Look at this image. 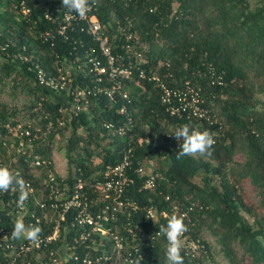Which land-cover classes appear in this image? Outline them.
Masks as SVG:
<instances>
[{
    "label": "trees",
    "instance_id": "16d2710c",
    "mask_svg": "<svg viewBox=\"0 0 264 264\" xmlns=\"http://www.w3.org/2000/svg\"><path fill=\"white\" fill-rule=\"evenodd\" d=\"M28 1L30 17L18 13L13 0H0V47L7 45L6 51L0 49V61H4L0 82L13 73L33 82L30 93L34 98L29 110L37 111L31 117L41 118L40 123L46 125L56 122L63 96L39 86L26 64L6 54L21 52L27 45L26 55L52 65L55 54L38 38L42 31L57 28V23L45 19V13L57 6L65 7L62 0ZM98 14L107 26L116 54L123 52L124 43L117 37V22L126 28V20L130 19L145 67L164 69L169 64L174 79H189L202 86L206 105L220 116L222 128L204 127L214 134L210 155H179L182 142L174 134L167 136L174 122L165 115L158 90L152 83L136 78L126 83L132 97L128 108L133 125L124 137L110 134L105 127L107 122H126V116L119 112L121 99L112 106L107 96H93L91 104L70 126L55 128L45 136L40 154L47 157L50 153L58 140L55 133L64 136L70 132L63 149L69 164L67 177H71L73 168H79L85 179L95 181L108 165L119 162L125 149L132 147L128 173L135 180L123 199L136 202L140 209L130 217L120 213L117 223L128 242L127 252H132V258L141 264H167L163 234L151 248L123 228L130 223L136 231L156 234L168 218L161 216L159 222L148 219L145 207L149 206L158 213H177L179 208L188 212L184 218L186 235L200 239L207 254L200 252L191 257L182 252L184 264H204L210 257L211 246L202 238L205 229L217 237L231 264H264V0H100ZM93 49L92 54L98 55V45L89 38H83L82 43L61 38L56 51L74 61L77 55L84 56ZM210 68L224 75L223 86L211 85ZM76 83L82 85L81 80ZM15 112L0 107V147L4 152L1 134L5 132L4 124H17ZM99 133L110 140V145L92 149L95 140H102ZM93 157L100 160L96 167ZM152 161L158 162L152 170L158 173L155 191L143 188L149 172H137ZM6 163L0 159V166ZM17 166L27 169L24 163ZM247 182L253 187V197L247 193ZM101 241L95 235L83 243L78 231L72 230L56 247L83 258L103 253ZM134 246L140 248L143 258L135 253ZM106 251L112 253V248L108 246Z\"/></svg>",
    "mask_w": 264,
    "mask_h": 264
},
{
    "label": "built area",
    "instance_id": "2783aa9c",
    "mask_svg": "<svg viewBox=\"0 0 264 264\" xmlns=\"http://www.w3.org/2000/svg\"><path fill=\"white\" fill-rule=\"evenodd\" d=\"M13 1L18 13L31 16L32 8L28 0ZM88 4L85 16L69 14L67 9L60 6L45 13L47 21L57 23L56 29H46L38 38L40 44L49 46L52 54H55L52 55V65L26 55L27 45L22 46L21 52H6L7 57L26 64L39 86L62 95L63 103L55 123L49 121L44 125L40 123L41 118H30L24 122L18 120L16 125L10 122L4 124L5 132L1 134V140L12 156V163L2 166L8 167L16 177H22L24 184L13 183L7 189H0V264H130L134 259L132 252H127L128 242L117 223L120 213L130 217L140 209L136 202L123 199L135 180L128 173L132 163V147L125 149L119 162L108 165L95 181L85 179L79 168L72 169L70 178L59 174L53 161L39 152L45 136L55 128L70 126L73 119L91 104L93 96H107L112 106L119 104L121 99L119 112L126 116V122L122 125L107 122L105 125L110 134L120 137H124L133 125L128 108L132 97L126 83L136 78L152 83L158 90L164 113L174 122L168 137H173L175 126L184 123L200 128L205 125L222 128L220 116L206 105L202 86L195 85L189 79L177 81L169 64L164 69L145 67L144 54L138 46L139 38L132 31L130 19L126 20V28H123L121 21L117 22V37L124 43L121 44L123 52L114 53L107 26L99 18L100 0H88ZM61 38L72 43H82L83 38H89L98 45L99 54L93 55V49L84 56L77 55L74 61L63 58L56 51ZM0 49L6 51L7 45H2ZM209 75L212 86L224 85L222 73L210 68ZM80 80L82 85L76 83ZM55 137L61 139V133H55ZM21 163L27 169L18 168L17 165ZM157 178L158 173L151 171L143 188L155 191ZM24 191H27V198L21 201L20 196ZM15 193H18L16 198L13 197ZM92 194L99 197H92ZM166 199L169 200V197ZM176 210L177 214H185L184 218L188 216L186 210ZM145 213L154 222H159L161 216L168 218L164 212L158 213L154 206L145 207ZM17 219H22L26 227L39 225V239L34 241L26 236L14 238L12 232ZM123 228L132 237L146 241V246L151 248L156 247L162 236L159 231L156 234L143 229L136 231V227H131L130 223ZM72 230L78 231L83 243L99 235L103 253L81 258L74 251L56 247V244L67 239ZM108 246L112 248V253H107ZM132 249L143 258L139 247ZM182 252L191 257H196L200 252L207 254L202 241L192 239L186 233L183 234ZM72 257L73 263L70 262ZM137 264L141 263L137 261Z\"/></svg>",
    "mask_w": 264,
    "mask_h": 264
},
{
    "label": "clouds",
    "instance_id": "9594fccd",
    "mask_svg": "<svg viewBox=\"0 0 264 264\" xmlns=\"http://www.w3.org/2000/svg\"><path fill=\"white\" fill-rule=\"evenodd\" d=\"M62 4L68 13H75L85 16L89 9L88 0H62ZM172 134L182 141L180 145L179 155L185 154H211L212 145L215 143L214 134L207 128H200L191 123H184L173 128ZM13 183L23 186L22 177H16L6 166H0V189H7ZM27 198V191L21 193L20 200ZM167 223L159 227V232L163 234L166 241L165 256L167 264H184V256L182 255L183 234L187 232L188 227L184 222L183 213L176 212L167 213ZM41 228L39 225L27 226L22 219L15 222L12 235L14 238L26 236L31 240H38ZM130 264H137L135 259Z\"/></svg>",
    "mask_w": 264,
    "mask_h": 264
},
{
    "label": "rangeland",
    "instance_id": "374dc122",
    "mask_svg": "<svg viewBox=\"0 0 264 264\" xmlns=\"http://www.w3.org/2000/svg\"><path fill=\"white\" fill-rule=\"evenodd\" d=\"M2 64H4V61H0V66ZM4 70H7V66L4 67ZM1 77H3V73L0 67V78ZM15 84H17L18 87H15ZM34 85L35 84L30 80H21L19 75L15 76L14 73L11 74V76L4 77L2 82H0V107H6V109L10 112L16 111V114L13 115L14 119L16 120L24 122V120L32 118L31 115L37 111V109H34L33 111L29 110L31 100L34 98L30 91L34 87ZM96 133L98 132L96 131ZM61 136V139H58L57 142L52 144L50 153L47 156L53 161L56 172L61 175H66L67 171H69V164L65 155V151H63V149L65 147L64 141H66L70 137V132H67L64 136ZM99 137L102 140H95V142H93L91 145L92 149L101 150L104 146L110 145L109 139L102 138L103 133H99ZM0 159L7 160L8 164L12 163L11 154H9L7 150H5V152L4 150H1V147ZM92 160L93 167H96L100 162L98 157H93ZM157 163V161L148 162L144 166V171L150 173L152 170H155V167H157ZM197 180L200 181V178H197ZM246 190L249 196L253 197V187L249 182L246 183ZM202 238L206 240L211 246L210 257L208 258V260H205L204 264H231L230 260L225 256L222 250V244L218 241L217 237L211 231H209V229H205ZM239 252L241 251L239 250Z\"/></svg>",
    "mask_w": 264,
    "mask_h": 264
}]
</instances>
